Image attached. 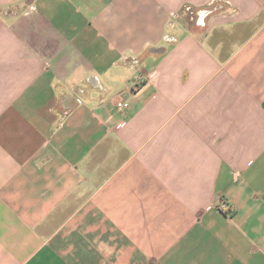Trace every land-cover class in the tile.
I'll return each instance as SVG.
<instances>
[{
  "label": "crops",
  "instance_id": "1",
  "mask_svg": "<svg viewBox=\"0 0 264 264\" xmlns=\"http://www.w3.org/2000/svg\"><path fill=\"white\" fill-rule=\"evenodd\" d=\"M0 264H264V0H0Z\"/></svg>",
  "mask_w": 264,
  "mask_h": 264
},
{
  "label": "built area",
  "instance_id": "2",
  "mask_svg": "<svg viewBox=\"0 0 264 264\" xmlns=\"http://www.w3.org/2000/svg\"><path fill=\"white\" fill-rule=\"evenodd\" d=\"M137 61L134 60L133 64H136ZM119 107H124L127 108L129 106V104L125 101L119 102L118 103ZM218 208L222 211H235V207L233 205H231L230 203H227L225 201H221L220 204L218 205Z\"/></svg>",
  "mask_w": 264,
  "mask_h": 264
}]
</instances>
